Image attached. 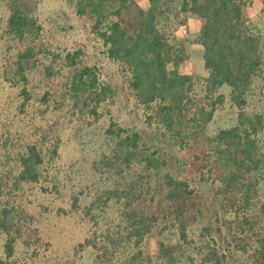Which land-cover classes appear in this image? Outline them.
Segmentation results:
<instances>
[{
  "label": "rangeland",
  "instance_id": "obj_1",
  "mask_svg": "<svg viewBox=\"0 0 264 264\" xmlns=\"http://www.w3.org/2000/svg\"><path fill=\"white\" fill-rule=\"evenodd\" d=\"M15 1L35 24V28L24 32L22 39L6 28ZM135 2L146 10L147 0ZM263 7L262 0H254L248 11V26L257 38L263 74L250 84L243 110L247 115H261L264 121ZM90 24L89 18L77 15L74 5L67 0H0L1 261L6 264H210L202 261L212 237L222 250L233 245L245 249L234 252L223 264H255L249 256L258 247L257 239L264 236V160L257 171L249 174L251 186L246 194L241 190L244 181L234 192L214 177L223 161L213 150H205L208 145L202 138L234 126L237 110L229 102L226 88L214 91L207 88L203 48L196 42L200 21L188 17L184 25H176L172 18L167 25L170 42L183 47L184 60L177 71L191 78V108L207 109L215 96H222V103L215 106L210 121L199 132L200 142L192 145L198 148V154L181 145L175 133L147 126L143 108L129 87L128 72L105 58L104 47ZM26 49L30 57L24 65L25 81L13 80L14 62L18 53ZM75 50L81 54L77 64L70 67L63 56ZM82 66L93 68L99 84L109 88L100 96L99 103L89 88L73 90L76 69ZM22 87L28 94L26 100L20 93ZM187 127L193 126L189 123ZM118 130L139 134L136 150L126 152L117 146L113 135ZM257 140L264 158V132ZM29 144H36L42 150L39 179L17 182L20 169L17 156ZM152 152L163 158L166 165L158 173L149 174L142 161ZM193 153L213 165L207 169L202 161L194 162L195 168L205 167L203 172L207 171L205 177L210 189L207 186L201 189L199 202L207 201L205 218L191 221L186 227L185 240H181L168 209L171 215L160 213L150 232L134 244L127 215L131 210L141 217L153 209L157 212L155 207L163 205L158 194L167 167L174 170L169 173L175 176V171L184 169L182 166L188 159L191 162ZM127 154L130 156L125 161L123 156ZM215 219L217 222L213 224ZM213 225H222L219 236L201 231L202 227ZM6 232L13 239V252L7 259L3 253ZM157 240L171 249V260L158 257Z\"/></svg>",
  "mask_w": 264,
  "mask_h": 264
},
{
  "label": "trees",
  "instance_id": "obj_2",
  "mask_svg": "<svg viewBox=\"0 0 264 264\" xmlns=\"http://www.w3.org/2000/svg\"><path fill=\"white\" fill-rule=\"evenodd\" d=\"M262 1L264 3V0ZM67 2L74 5L77 15L89 18L93 34L104 47L105 58L121 65V68L128 72L129 87L143 108L147 126L158 131L175 133L178 142L196 154L198 148L192 145L200 142L199 132L201 133L202 128L210 121L215 106L222 103V96H215L213 101L207 104V109L202 106L191 108V78L177 71V66L184 60L183 47L170 42L167 25L172 18L176 20V25H184L188 17H196L200 21L196 42L203 48L202 61L207 73V88L210 87L212 91L226 88L228 100L237 110L234 126L218 130L212 137L203 136L202 139L208 145L205 150H213L218 159L223 161L219 174L216 173L214 177L234 192L236 186L244 181L241 190L246 194L247 188L251 186L249 174L257 171L259 164L264 160L257 140L258 135L264 132L263 118L258 114L247 115L243 110L250 84L263 74L260 54L257 51V38L248 26V11L253 7L254 0H147L146 10L135 0ZM262 11L264 21V7ZM6 28L18 39H22L24 32L35 28V24L19 7V2L15 1L9 10ZM80 54V50H75L72 53L65 52L63 57L68 66L73 67L77 64ZM28 57L29 49L18 53L11 75L13 80L25 81L23 72ZM75 74L77 81L72 82L73 90L82 91L83 86L87 87L94 94L96 103H99L100 96L105 95L109 88L99 84L93 68L82 66L76 69ZM20 93L26 100V89L22 87ZM189 123L193 127L188 128ZM113 136L117 146L123 147L126 152L136 150L140 140L136 132L129 135L123 130H118ZM129 154L123 156L125 161H128ZM190 158L191 162L188 159L182 166L184 169L175 171V176L169 173L174 170L167 167V172L164 173L166 179L162 191L158 194L163 205L155 207L157 212L153 209L147 216L141 217L131 210L127 215L134 244L139 243L150 232L160 213L173 214L172 226L181 240H185L186 227L191 221L205 218L209 208L207 201L202 199L204 202H199L201 189L205 186L207 190L210 189L205 177L207 171L203 172L205 167H200L199 170L195 168L194 162L202 161L207 169L213 165L207 164L208 161H204L195 153ZM17 161L20 169L16 174V181L37 182L38 167L43 163L41 148L36 144L27 145L17 156ZM142 162L144 170L149 174L158 173L166 165V161L155 156L153 152L145 155ZM244 204L246 206L247 202ZM216 222L217 219L213 224ZM221 226H205L201 231L207 232L209 236H219ZM6 234L3 253L7 259L13 252V239L8 236V232ZM209 238L211 245H206L202 262L223 264L227 258H232L234 252L245 251L240 250L238 245L222 250L212 237ZM257 240L258 247L249 257L253 258L252 262L255 264H264V236ZM155 247L158 257L171 260L169 247L159 240L155 241ZM218 250L220 253H217ZM0 264L6 263L0 259Z\"/></svg>",
  "mask_w": 264,
  "mask_h": 264
}]
</instances>
